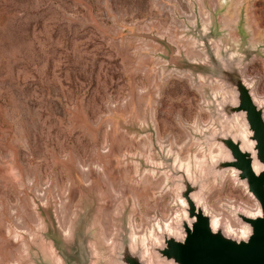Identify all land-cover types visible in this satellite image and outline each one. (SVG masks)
Masks as SVG:
<instances>
[{"label":"rangeland","instance_id":"rangeland-1","mask_svg":"<svg viewBox=\"0 0 264 264\" xmlns=\"http://www.w3.org/2000/svg\"><path fill=\"white\" fill-rule=\"evenodd\" d=\"M205 37L242 50L264 106V0H0V264H51L43 234L68 226L87 248L183 215L181 173L219 157L226 91L191 72ZM205 196L225 222L257 210L230 177Z\"/></svg>","mask_w":264,"mask_h":264},{"label":"water","instance_id":"water-1","mask_svg":"<svg viewBox=\"0 0 264 264\" xmlns=\"http://www.w3.org/2000/svg\"><path fill=\"white\" fill-rule=\"evenodd\" d=\"M214 32L216 29L212 28L205 36ZM207 38L201 40L206 59L194 63L191 72L200 78L220 83L226 91L216 110L223 124L218 132L215 131L209 137L210 147L220 146L225 155L221 153L215 162L207 161L203 168L195 169L200 172L198 178L194 177L193 168L191 172L188 171V176L185 172L181 173L184 210L183 215L171 225L181 230L182 234L171 235L166 231V226L160 225L155 234L161 239V244L150 239L149 248L157 264H264V106L256 101L252 86L244 80L246 55L242 50H237L239 55L224 47L216 50L212 48V38ZM238 120L245 124L249 132L248 139L254 143V150L247 149L242 137L238 135ZM229 170L235 171V182L246 187L261 210L257 217L249 216L240 208L232 212L236 222L250 229L248 236L243 239L228 235L224 231L227 224L225 221L214 230L211 216L205 212L198 199L201 194L206 195V189L212 182L222 180ZM122 220L118 228L120 240L114 242V248L106 257L105 264H147L143 256L144 245L137 243L133 247L131 227L127 228ZM43 237L62 259V264H101L102 256L97 255L93 248L95 242L90 240L87 248L84 247L79 241L81 237L78 228L71 229L70 237L63 232L62 240L48 237L47 234H43ZM52 259L54 262L48 261L56 264ZM38 262L49 264L44 259Z\"/></svg>","mask_w":264,"mask_h":264},{"label":"bare ground","instance_id":"bare-ground-1","mask_svg":"<svg viewBox=\"0 0 264 264\" xmlns=\"http://www.w3.org/2000/svg\"><path fill=\"white\" fill-rule=\"evenodd\" d=\"M208 22V21H207ZM200 53V52H199ZM203 55V54H202ZM247 77V76H246ZM248 80H249V78H248ZM220 85V84H219ZM221 88V87H220ZM254 93H256V92H254ZM258 97V96H257ZM236 127H237V133H238V135H240L241 137H242V139H243V141H244V146L247 148V149H249V150H254V143L252 142V141H250L249 139H248V135H249V132H248V130H247V128H246V126H245V124H243V122H241L240 120H238V122L236 123ZM209 128V127H208ZM189 130V129H188ZM197 130V129H196ZM237 136V135H236ZM190 137V136H189ZM193 139V138H192ZM189 144V143H188ZM105 145V144H104ZM214 147H217L218 148V150L217 151H215L213 148ZM219 152V155L222 153V155H225V153L223 152V150H222V148L220 147V146H212V147H210V155H213L214 153H218ZM111 155V154H110ZM108 156V155H107ZM204 157L205 158H207V155H204ZM217 156H215V157H213V159H215ZM207 160V159H206ZM205 159L204 160H200V161H197V162H195V168L196 169H201V168H203L204 166H205V164H206V161ZM185 165V164H184ZM191 166H192V164H190L189 166H188V170H189V172H191V169L193 168H191ZM139 168V167H138ZM256 168H257V166H256ZM206 170V169H205ZM205 170H204V172H205ZM139 173V172H138ZM205 174H206V172H205ZM101 175V174H100ZM103 175V174H102ZM146 175V174H145ZM147 176V175H146ZM150 176H153V175H150ZM225 177H230L232 180H234V181H236V175H235V171L234 170H229L228 172H226L225 174H224V177H223V179L225 178ZM153 178V177H152ZM105 179V178H104ZM165 179V178H164ZM145 180V179H144ZM92 182V181H91ZM105 182V181H104ZM108 182V181H107ZM140 182V181H139ZM109 183V182H108ZM215 182H212L209 186H211V185H213ZM89 184V183H88ZM104 186V185H103ZM106 186V185H105ZM110 188V187H109ZM130 188H132V186L130 187ZM143 188V187H142ZM108 189V188H107ZM112 189V190H111ZM111 194H114L115 196L118 194V191H117V189L115 188V186H112L111 187ZM105 193V192H104ZM113 195V196H114ZM248 195V194H247ZM111 196V195H110ZM149 197V196H148ZM123 198H125V197H123ZM199 199V202H201L202 203V205H203V207H204V209H205V212L207 213V214H209L210 216H211V218H212V227H213V229L214 230H217L223 223H224V218L223 217H221V214H218V212H216V213H214V212H210L209 211V209H208V206H207V204H206V196L204 195V194H201L200 195V197L198 198ZM251 199V198H250ZM138 202V201H137ZM256 202V201H255ZM110 203V202H109ZM129 203H130V205H133L132 206V208H133V211H135L136 210V201H129ZM111 204V203H110ZM256 204H257V210H256V212L255 213H250L249 211H247V209H243V208H240L241 210H243V212H245L246 214L248 213L249 214V216H251V217H257V216H259L260 214H261V210H260V207H259V204L256 202ZM240 205V204H239ZM109 206V205H108ZM138 206V205H137ZM238 206V205H237ZM120 207V206H119ZM118 207V208H119ZM139 207V206H138ZM137 207V208H138ZM245 207V206H244ZM248 207V206H247ZM255 207H256V205H255ZM105 208V207H104ZM246 208V207H245ZM103 209V208H102ZM249 209V208H248ZM256 209V208H255ZM104 210V209H103ZM118 210V209H117ZM251 210V209H250ZM171 211V210H170ZM104 212V211H103ZM136 212V211H135ZM139 212V211H138ZM62 213H63V211H62ZM140 214V213H139ZM224 214V213H223ZM222 214V215H223ZM103 215V214H102ZM110 215V214H109ZM112 215V214H111ZM114 215V214H113ZM171 215V214H170ZM37 217V216H36ZM110 217V216H109ZM170 217V216H169ZM66 218V216H63V218H62V220L64 221V219ZM135 218V217H134ZM133 218V219H134ZM116 219V218H115ZM132 219V218H131ZM132 219V220H133ZM110 220H112L111 218H110ZM232 220V219H231ZM36 221V220H35ZM234 221L236 222V220H235V218H234ZM39 222V221H38ZM103 222V221H102ZM153 222H154V220H153ZM104 223V222H103ZM145 223V222H144ZM237 224H233V222H231V221H228L227 222V224H226V226H225V229H224V231L228 234V235H230V236H236V237H240L241 239H243V238H246L247 236H248V234H249V232H250V229H249V227L248 226H245V225H243V224H240V223H238V222H236ZM110 224H111V222H110ZM162 224V223H161ZM106 225V224H105ZM166 231L169 233V234H171V235H176V236H180L181 234H182V232H181V230H179V229H177V228H175V227H173L171 224H168V222H166ZM64 227V226H63ZM62 227V228H63ZM106 227V226H105ZM157 227H160V225L159 226H157ZM113 228V227H112ZM150 228V227H149ZM139 230H142V229H139ZM155 229H154V232H151V233H153L152 234V236H151V238L149 237V236H147V235H145V236H138V233H137V227H134L133 226V241H134V243H133V247L135 246V245H137V243H141L142 245H144V247H145V251H144V254H143V256H144V258H145V260H146V262H147V264H157V262L155 261V258H154V254L152 253V251L150 250V248H149V240L150 239H155V241L157 242V244H161V239L158 237V235H156L155 234ZM63 232L65 233V235L66 236H68V237H70L71 236V229H70V227L68 226V227H66L65 229H63ZM141 232V231H140ZM146 232V231H145ZM150 232V231H149ZM103 235V234H102ZM109 235V234H108ZM104 240V239H103ZM101 244H103L104 246H106L107 248H109L110 250H113V248H114V242H113V240L112 239H106L105 238V240L103 241V243H100V245H94L93 246V248H94V251H95V253L97 254V255H100V253H101V251L99 250V249H101L102 247H101ZM49 250H50V253H51V255H52V257L54 258V260H55V262H56V264H62V259L59 257V256H57L55 253H54V249H53V247L52 246H50L49 247ZM167 264H172V263H167Z\"/></svg>","mask_w":264,"mask_h":264}]
</instances>
